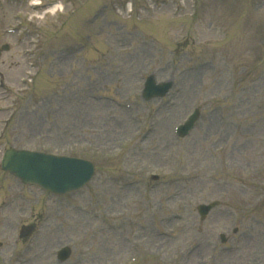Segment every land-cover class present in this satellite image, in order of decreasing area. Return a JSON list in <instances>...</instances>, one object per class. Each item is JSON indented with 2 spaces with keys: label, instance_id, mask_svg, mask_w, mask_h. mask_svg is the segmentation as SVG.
I'll return each mask as SVG.
<instances>
[{
  "label": "rangeland",
  "instance_id": "374dc122",
  "mask_svg": "<svg viewBox=\"0 0 264 264\" xmlns=\"http://www.w3.org/2000/svg\"><path fill=\"white\" fill-rule=\"evenodd\" d=\"M60 1L61 15L31 20L25 0L0 4V29H13L0 35V154L75 155L96 173L55 196L0 169V264H125L135 251L133 264H264V0L178 12L130 0L132 15L129 0ZM150 74L173 85L144 101Z\"/></svg>",
  "mask_w": 264,
  "mask_h": 264
},
{
  "label": "water",
  "instance_id": "95a60500",
  "mask_svg": "<svg viewBox=\"0 0 264 264\" xmlns=\"http://www.w3.org/2000/svg\"><path fill=\"white\" fill-rule=\"evenodd\" d=\"M149 88V82L146 83L145 91ZM79 162V164H78ZM85 168V164L78 160L74 161L65 157H55L45 155L43 153L7 151L4 168L16 174L25 182H37L46 189L53 192H64L73 190L74 188L85 182L91 175L90 170L87 172L83 180L77 177L79 167ZM212 205V204H211ZM208 205L201 209L202 216L211 206Z\"/></svg>",
  "mask_w": 264,
  "mask_h": 264
},
{
  "label": "bare ground",
  "instance_id": "6f19581e",
  "mask_svg": "<svg viewBox=\"0 0 264 264\" xmlns=\"http://www.w3.org/2000/svg\"><path fill=\"white\" fill-rule=\"evenodd\" d=\"M57 8L61 9L60 6H52L48 10H46L44 13L49 11L51 14H54Z\"/></svg>",
  "mask_w": 264,
  "mask_h": 264
}]
</instances>
